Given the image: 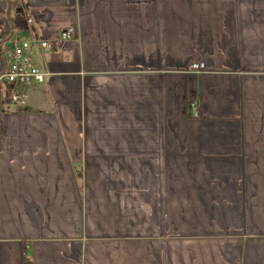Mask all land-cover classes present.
<instances>
[{
	"label": "crops",
	"instance_id": "crops-1",
	"mask_svg": "<svg viewBox=\"0 0 264 264\" xmlns=\"http://www.w3.org/2000/svg\"><path fill=\"white\" fill-rule=\"evenodd\" d=\"M11 27L51 47L23 106L0 82V264H264V0H0Z\"/></svg>",
	"mask_w": 264,
	"mask_h": 264
},
{
	"label": "built area",
	"instance_id": "built-area-1",
	"mask_svg": "<svg viewBox=\"0 0 264 264\" xmlns=\"http://www.w3.org/2000/svg\"><path fill=\"white\" fill-rule=\"evenodd\" d=\"M28 24H33L31 18H27ZM9 34L0 36V55L4 62V69L0 72V82L11 86L9 100L16 106L21 107L25 103V94L21 87L31 82H43L45 73L40 70L34 61L36 51L46 52L51 44L44 38H25L18 35L16 27L9 28ZM71 32L64 30L60 33L61 40L70 38ZM202 60H191L188 68L191 72L204 70Z\"/></svg>",
	"mask_w": 264,
	"mask_h": 264
},
{
	"label": "trees",
	"instance_id": "trees-1",
	"mask_svg": "<svg viewBox=\"0 0 264 264\" xmlns=\"http://www.w3.org/2000/svg\"><path fill=\"white\" fill-rule=\"evenodd\" d=\"M9 5H11V2H9Z\"/></svg>",
	"mask_w": 264,
	"mask_h": 264
}]
</instances>
